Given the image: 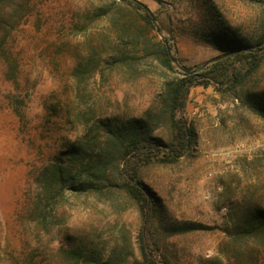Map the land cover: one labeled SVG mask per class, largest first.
Returning <instances> with one entry per match:
<instances>
[{
	"label": "rangeland",
	"instance_id": "obj_1",
	"mask_svg": "<svg viewBox=\"0 0 264 264\" xmlns=\"http://www.w3.org/2000/svg\"><path fill=\"white\" fill-rule=\"evenodd\" d=\"M21 1L6 54L19 70L7 76L0 63V264H75L64 253L75 246L83 248L78 264H87L85 255L94 264H137L140 215L117 188L112 136L96 127L131 132L134 122L168 140L161 101L178 76L163 68L160 44L168 43L179 71L214 58L219 51L203 33L211 26L205 4L137 0L155 17L150 28L118 0ZM209 1L230 31L249 41L259 34V0ZM100 10L109 13L96 16ZM120 54L133 64L112 67ZM254 101L264 105V56L234 89L191 86L181 110L192 128L186 153L174 164L142 167L162 217L205 227L160 230L170 264H264V238L240 232L264 209V119ZM89 128L95 137L103 131L98 146L88 141ZM72 147L80 156H71ZM99 158L107 166L100 186L73 190L71 182H89L82 165ZM58 162L65 170L59 189L51 171Z\"/></svg>",
	"mask_w": 264,
	"mask_h": 264
},
{
	"label": "trees",
	"instance_id": "obj_2",
	"mask_svg": "<svg viewBox=\"0 0 264 264\" xmlns=\"http://www.w3.org/2000/svg\"><path fill=\"white\" fill-rule=\"evenodd\" d=\"M113 2L117 3L118 6L132 9L145 25L153 28L154 23L151 20L150 11L139 1L118 0ZM202 2L205 4L204 13L209 16L211 25L203 33L206 43H209L215 50L219 51L215 56L216 59L201 67L200 70H191L183 66L182 70L179 71L175 69V65L169 58L166 46L160 44V61L163 68L176 73L178 76L167 82L164 90L165 94L161 101L163 106L161 112L165 116L167 131H169L168 140L163 141L151 129L141 124L139 128H136L135 123L131 121L133 123L131 132L126 129L124 130L125 132L113 131L106 124H100L96 127L97 129L102 128L107 135L112 136V143H115L116 157L118 159V168L116 169L117 188L135 203L140 215L142 224L136 239L137 264H170L168 258L161 250L159 242L160 230L164 233L175 234L193 231L200 227L205 228L201 224L181 223L165 216L162 217V214L165 215V213L161 211L158 198L143 182L141 175V169L146 165L174 164L186 153L191 142L192 128L187 119L181 114V110L190 87L194 85L212 86L217 91L234 89L241 86L257 72L264 56V18L262 27L260 24L259 34L253 41H249L238 36L236 32L230 31V28L223 24L224 20L220 17V13L215 9V5L212 2L209 0H203ZM259 4L260 6L262 4L264 12V0H262V3L259 0ZM22 7L21 0H0V63H3L4 74L7 76H14L19 70L18 63L16 61H7L6 54L11 52L8 44L9 37L19 32L20 16L17 15V10ZM108 13V10H100L96 16L100 17V15H107ZM160 29L162 28L160 27ZM108 63L112 67L120 65L129 67V64H133V61L131 57L120 54L118 58L114 57V61L112 60ZM251 106L264 119V105L254 101ZM92 131V128H89L87 133L88 141L92 142V145L98 146L103 136V131L101 133L100 130V135L96 137L94 136L96 132ZM69 152L71 156H80L75 147H72ZM70 159L72 161V158H68L67 161ZM87 163L82 165V169L85 172H89V182L85 183V180L83 182L80 180L71 182L73 190L80 193L93 186L94 189H97L100 186L99 181L102 177L98 173H102L107 167L100 158L94 164ZM51 171L54 181L59 185V189L64 183L65 170L61 163L58 162L52 165ZM46 183L47 186L50 185V181H46ZM57 192L58 190L56 189L55 194ZM54 198H52V201ZM250 215L249 223H244L246 225L243 228L239 227V230L242 228L240 232L247 235L246 237L255 236L256 233H259L262 240L264 238V209H257ZM64 253L72 258L73 263L78 264V258L83 255V248L81 249L79 246L71 247L64 250ZM83 262L94 264V259L85 255ZM98 264H109V262L107 259H100Z\"/></svg>",
	"mask_w": 264,
	"mask_h": 264
},
{
	"label": "water",
	"instance_id": "obj_3",
	"mask_svg": "<svg viewBox=\"0 0 264 264\" xmlns=\"http://www.w3.org/2000/svg\"><path fill=\"white\" fill-rule=\"evenodd\" d=\"M151 20H152L153 23H155V17H154L152 14H151ZM156 30H157V32H159V28H158V27H156ZM163 42H164V44H165V46H166V50H167V53H168V55H169V58L172 60V62H175V58H174V56L171 54L170 47H169L168 43H167L165 40H163ZM215 59H216V57H214V58H212V59H210V60H207V61L203 64V66L207 65L209 62H211V61H213V60H215Z\"/></svg>",
	"mask_w": 264,
	"mask_h": 264
}]
</instances>
